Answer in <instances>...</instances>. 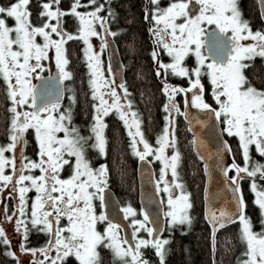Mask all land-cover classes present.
<instances>
[{
  "label": "snow or ice",
  "instance_id": "snow-or-ice-1",
  "mask_svg": "<svg viewBox=\"0 0 264 264\" xmlns=\"http://www.w3.org/2000/svg\"><path fill=\"white\" fill-rule=\"evenodd\" d=\"M31 2L0 0V89L7 101L6 140L0 143V194L11 197L0 203V256L10 264H69V260L73 264H103L100 250L105 249L111 264H156L147 254L151 251L158 264H165L171 234L177 229L186 233L192 223L190 193L183 190L179 178L181 153L176 134L177 117H189L190 93V105L214 117L219 128L215 166L234 202L232 209L205 211L210 226L211 264H216L217 244L228 251L232 240L228 235L218 240V231L235 221L237 239L243 248L236 264H264V78L251 71L256 68V58L264 67V29L252 28L243 17L239 0L144 3L142 18L147 22L153 44L150 55L165 97L164 124L154 143L145 137L141 114L133 107L135 101L121 76L130 64L121 63L115 70L111 66L116 40L108 37L117 38L128 31L111 27L117 20L112 4L106 0H71L70 6L64 8L61 0H37V22L33 23ZM68 15L78 22L75 31L63 26ZM207 25L215 27L206 33ZM93 37L99 41L98 46ZM69 40L82 42L89 74L92 113L85 133L72 123L75 96L70 87L68 107L53 115L60 109V89L53 96L51 87L38 91L32 83L33 76L40 79V72L46 67L43 61L52 58V51L58 80L71 78L65 67L69 62L65 47ZM128 47L135 50L133 44ZM105 51L110 52L107 76L101 57ZM190 55L195 58L191 67L186 61ZM169 74L186 77L187 86L170 84ZM202 76L210 83L215 106L205 99ZM254 79L259 80L260 86ZM178 94H184L183 107L177 100ZM109 113L117 116L129 138L128 148L142 165L159 162L155 190L167 196L168 209L163 212V221L151 219L144 208L140 209L143 219L136 218V210L130 205L120 208L125 219L132 217L128 224L130 239L121 236V225L105 211V190L110 181L105 117ZM29 137L34 144L33 156L26 154ZM225 137L236 138L237 152ZM166 149H171L170 155ZM92 153L103 158V162L94 166L90 160ZM237 153L240 162L236 160ZM65 170L67 175H62ZM204 171L207 176V163ZM168 172L170 179L166 178ZM245 184L260 215L259 230L253 229L245 212ZM173 188L180 192L174 194ZM30 191L34 195L29 196ZM99 225H103L102 230ZM142 230L146 236L138 235ZM165 231L170 235L162 236ZM33 233L43 236L38 246L31 243Z\"/></svg>",
  "mask_w": 264,
  "mask_h": 264
},
{
  "label": "trees",
  "instance_id": "trees-1",
  "mask_svg": "<svg viewBox=\"0 0 264 264\" xmlns=\"http://www.w3.org/2000/svg\"><path fill=\"white\" fill-rule=\"evenodd\" d=\"M114 11L117 13V20L111 24L113 29L121 28L127 29L126 34H122L116 40L117 46H119L120 55L126 53L130 61V69H127L125 73H129L128 85L130 88L135 89L133 94L138 97V105L143 108V113L148 120L146 125L151 126L152 115V103L155 100L156 91L158 90L159 82L154 79V76L150 72L152 68V61L147 55V40H145L144 30L141 27V21L139 18L138 4L135 0H110ZM71 4V0H61V7L67 8ZM249 13L251 14L252 21H254L261 29H264V23L261 20L260 13L258 11L257 3L255 0H247ZM37 0H32V21L37 22ZM73 18V17H72ZM71 15L64 18V28L68 31H75L77 27V21ZM68 23V24H67ZM70 24V25H69ZM122 48L121 46L123 45ZM121 44V46H120ZM129 44L134 45V51L128 47ZM66 54L68 57V70L74 78L71 80L76 87L78 96L82 97L86 90V75L84 70L85 66L82 60V42L77 40H69L66 45ZM124 49V50H123ZM256 68L251 70L256 77L264 78V67H261L260 60L255 61ZM254 83L260 86L258 79H254ZM84 97V96H83ZM82 97V98H83ZM86 102V98H84ZM6 103L4 93L0 89V133L4 138H0V143H4L6 140ZM139 105V106H140ZM86 108V107H85ZM139 109V108H138ZM184 126L180 128L179 142L183 146L181 151V161L178 165L180 173V179L183 181L184 186L190 193V200L192 207L190 208V214L192 216V223L188 231L184 234L177 229L172 233V239L169 244L166 245L168 249L165 255V264H211V254L209 249V226L204 221L203 210V167L201 162L192 153L190 146V135L186 131ZM111 130L108 131V165L112 174V180L110 181V187L117 197L118 203L123 205L124 198H127L129 203H133L138 208L137 202V181L135 170V159L129 157V151L127 143L125 144L122 135L117 133L118 124H112ZM29 143L32 142V138H28ZM31 144V145H32ZM34 145V144H33ZM113 157H115V165H113ZM259 158V157H257ZM237 160V158H236ZM237 162H240L239 159ZM247 185V184H246ZM244 198L246 200V215L252 219L253 229L258 230L256 227L260 224V215L257 206L253 203L252 193L247 186H244ZM237 222L231 223L228 227L218 231V240L222 239L226 235L231 236V243L228 244V251L218 243L215 253L216 264H236V258L240 255V242L237 239ZM164 235H170L167 231L163 232ZM31 241L38 242V239L32 238ZM36 244V243H35ZM38 244H40L38 242ZM37 244V245H38ZM149 256L153 261L157 258L149 251ZM0 256V264H7L2 262Z\"/></svg>",
  "mask_w": 264,
  "mask_h": 264
},
{
  "label": "water",
  "instance_id": "water-1",
  "mask_svg": "<svg viewBox=\"0 0 264 264\" xmlns=\"http://www.w3.org/2000/svg\"><path fill=\"white\" fill-rule=\"evenodd\" d=\"M259 7V13L264 14V3H261V0H256ZM264 21V19H263ZM214 27H210L212 29ZM209 29L206 31V33ZM112 51L114 55L111 58V66L113 70H115L120 64L119 53L116 49V44L114 43L112 46ZM108 52V51H107ZM110 60V52H108V63ZM52 77L49 80V77ZM47 77H40L35 83L37 85L38 91L44 87H51L53 89V96H55L56 89H60V101H62L63 87L58 80L57 71L55 70L53 74H50ZM123 77V73H121ZM119 83V81H117ZM190 93L189 96V107L188 119H185L186 124L188 125V131L190 135H192V148L193 153L199 159V156H203L204 159L201 160L202 167H204L205 163L209 166V174L206 176L203 168V178H205L204 182V192L202 199L204 200V221H206L207 226H209L207 220L205 219V211L206 209L219 210L220 208L232 209L234 208V202L231 199V193L228 192L223 184V178L220 175L219 170L215 166L216 160V148L219 142V128L216 126L214 117L206 115L203 110L197 109L190 105ZM203 122V123H201ZM191 129V130H189ZM195 137V143H193V138ZM199 153V156L197 155ZM228 160H231V157H227ZM137 202L139 204L140 209L144 208L150 214L151 219H159L163 221V212H162V204L159 201L158 193L156 192V183L154 180L153 169H151L150 165H142L140 161L137 162ZM207 192V197H206ZM106 200L108 201V207L105 211L109 214L110 218L114 220V222L119 223L121 225V233L123 236L127 235V237L131 238V228L128 227V222L124 218L123 212L120 211V204L117 202L114 193H112L111 189H106ZM225 225V227L229 226ZM210 229V226H209ZM163 233H161L162 235Z\"/></svg>",
  "mask_w": 264,
  "mask_h": 264
},
{
  "label": "flooded vegetation",
  "instance_id": "flooded-vegetation-1",
  "mask_svg": "<svg viewBox=\"0 0 264 264\" xmlns=\"http://www.w3.org/2000/svg\"><path fill=\"white\" fill-rule=\"evenodd\" d=\"M135 1L137 2V4L139 3L138 4V7H140V9H139V11H140L139 12V18H140V21H141V27L144 30L145 40H147V42H148L147 43V47H146L147 55L151 59L150 53H151V50H152V47H153L152 39L150 38V34L147 31V22L144 21L143 18H142V9H143V6H144V3H145L146 0H135ZM165 2H166V0H160V3L162 5H165L166 4ZM246 2H247V0H239V5H240V8L242 10L243 17L246 18L250 22L252 28L255 30L257 28L254 26V24H252V22H254V21H252V19H251V16H250V13H249V9H248V5L246 4ZM110 38L112 39V37H110ZM116 46H117V44H116ZM117 47H118L117 50L119 52V46H117ZM119 58L125 64L129 63V61H130L129 56L126 53H122V55H120V52H119ZM163 58L165 60L168 59L167 56H164ZM151 61H152V59H151ZM186 61L189 62V60H187V59H186ZM150 72L154 76V79L159 82L158 83L159 86H158V90L156 91L157 94L155 95V98H154L155 100L152 103L153 104L152 105V108H153L152 115H153V117L151 118L152 124H151L150 127L146 126L145 125L146 123H144V122L147 119H143L142 116H141V119L143 121L141 127L144 130L145 137L151 142V140L153 141L155 139L156 134L162 129V126L164 124L163 115L165 113L162 110V104L164 102L165 97H164L163 93L160 91L161 81L155 75L153 61H152V68H150ZM42 74H46V71L43 72ZM127 74H128V76H130L129 73H126V78L124 77V79L128 83V79L127 78H130V77H128ZM201 79H202V83L204 84V87H205V92H204L205 99L208 100L209 103H213V105H214V102L211 100V95H210V91H209V85H208L207 81L205 80L204 76H202ZM168 82L170 84H172V85L185 84V82H183L181 80L177 81L176 77H173L171 74L168 75ZM128 87H129V90H130V93H131V97L135 101V103L133 104V107L136 108L139 111V113L140 112L143 113V108H141V105L140 104H139L140 106L138 105V102H137L138 101V97H137V95L136 94H133V92H132L133 89L130 88L129 85H128ZM74 96L76 98V101H75V107H73L74 109H73L72 116H73L74 121L72 123H75L76 126L79 128V130L82 133H85V127H86V125L88 123H90V121H91V113H92V109H91V103H92L91 97L88 96V92H87L86 93V96L88 97V106L86 108H84V110H83V109L79 108V105L82 104L80 102L83 101V98L81 96H78V94H74ZM183 96L184 95H182V94H178L177 100L180 101V99ZM65 101H66V97H65V94H64L63 95V98H62V101L59 102L60 103V107L62 106V104ZM76 108H77V110H76ZM142 115H145V114L143 113ZM105 119L107 121V127L105 129L106 135L108 134V131L111 130L110 127H112V124H114V123L115 124H118V126L120 128H118L117 133H119V129H120L121 130L120 131V134L122 135V138L125 139L124 142H125V144L127 143L126 146L128 148L129 138L127 137V135H126V133H125V131L123 129V126L119 122L117 116L114 113H109V115L107 117H105ZM108 142H109V139H108ZM31 144L32 143L30 142L26 146V154L29 155V156H33L34 155V145L33 144L31 145ZM128 151H129V157L134 158L133 155H132V152H131V150L129 148H128ZM90 160H91V162H92V164L94 166L97 165L100 162H103V158H100V157L96 156L94 153L90 154ZM107 162H108V158H107ZM136 162H137V159H135V164H136ZM62 175H67V171L63 172ZM111 180H112V174H111V171H110V181ZM110 181H109V185L111 183ZM108 188H110V187H108ZM32 194H33V192H31V191L28 193L29 196H32ZM0 196H1L0 198H3V201H6V200H10L11 199V197H8L6 195V193L0 194ZM9 232H10L11 235H13V233H14L11 228L9 229ZM31 237L32 238H35V239L37 238L39 243H42L43 242V236L42 235L32 234L30 236V240H32ZM38 242L31 241L32 245H34V246H38L39 245ZM100 251L102 253L103 264H111V260H110V257H109V254H108L107 250L101 249ZM149 253L150 252L148 251V253H147L148 256H149ZM157 263H158V260H157ZM29 264H30V261H29ZM69 264H73L72 260H69Z\"/></svg>",
  "mask_w": 264,
  "mask_h": 264
},
{
  "label": "rangeland",
  "instance_id": "rangeland-1",
  "mask_svg": "<svg viewBox=\"0 0 264 264\" xmlns=\"http://www.w3.org/2000/svg\"><path fill=\"white\" fill-rule=\"evenodd\" d=\"M106 2H108V3H110V0H106ZM146 2V1H145ZM170 2V0H166V4L167 3H169ZM255 2H256V0H255ZM165 4V5H166ZM250 16H251V14H250ZM251 19H252V17H251ZM264 23V22H263ZM252 24H254V26L258 29V28H260L259 26H258V24H256L255 22H252ZM209 27H214V25H207V26H205V31L209 28ZM92 39V41H93V43H94V45H97L98 46V44H99V41L97 40V38H95V37H93V38H91ZM112 39H113V37H112ZM242 43H246V42H248V41H241ZM116 44V43H115ZM120 46H121V44H120ZM122 48L124 47V42H123V45L121 46ZM118 47L116 46V49H117ZM120 49V48H119ZM96 50L97 51H99V49H98V47L96 48ZM124 50V49H123ZM51 55H52V58L51 59H49V60H45V61H43V63L46 65V67H45V69L42 71V72H40V74L41 73H43V72H45L46 71V73L47 72H51L52 70H50V69H53V68H55L56 67V64H55V59H54V51H52L51 52ZM122 55V54H121ZM101 57H102V60H103V62H104V64H103V67H104V69H105V76H107V71H106V69H107V67H108V61H107V52L105 51V52H102L101 53ZM186 59L187 60H189V62H187V64H188V66L189 67H191L193 64H194V62H195V58H194V56H192V55H190V56H188V57H186ZM82 60L85 62V60L83 59V52H82ZM257 60H260L259 58H256V61ZM86 63V62H85ZM66 67V70H68V65H66L65 66ZM39 71V70H38ZM85 75H86V83H85V85H87V86H89L88 85V78H89V74H88V70H86V72H85ZM173 77H176V79H177V81H179V80H181V81H183V82H185V84H180L179 86H184V87H186L187 86V78L186 77H177V76H174V75H172ZM202 78V77H201ZM204 78H205V80L207 81V83H208V85H209V91H210V83H209V81H208V79H207V77L206 76H204ZM36 79V77L35 76H33L32 77V83L34 84V80ZM71 79H72V75H71V78H66L65 80H64V87H65V91L63 92V95L65 94V97H66V101L62 104V106L60 107V109L59 110H57L56 112H53V115H57L58 114V111H60V110H63L64 108H66V107H68V105H69V103H70V101H69V99H68V96L70 95V93L67 91V89L70 87L71 89H72V92H71V95H74V94H77V90H74V88H73V86H71V84H70V81H71ZM76 89V88H75ZM88 90H89V92H88V96H90V89H89V87H88ZM182 95H184V94H182ZM84 96V97H83ZM82 97H83V101L82 102H80V103H82L81 105H79V108H81V109H83L84 110V108L85 107H87L88 106V97L86 96V94L84 93V95L82 94ZM84 98H86V102H84ZM75 101H76V98H75ZM92 101V100H91ZM180 103H181V106L183 107V97L180 99V101H179ZM73 107H75V102L74 103H72V114H73ZM78 108V107H77ZM77 108H76V110H77ZM74 121V119H73V116H72V122ZM75 126H76V124L75 123H73ZM182 125L184 126L183 128H185L186 129V131L187 132H189L188 131V125L186 124V122H185V120H184V117L183 116H179L177 119H176V134H177V137H178V149H179V151H180V153H181V151H182V148H183V146H181V144H180V142H179V135H178V132H179V130H180V128L182 127ZM62 134V133H61ZM31 138V137H30ZM226 139H228L229 140V142L232 144V148H233V151L234 152H237V148H236V145H237V140H236V138L235 137H225ZM191 140H192V136L190 137V144L192 143L191 142ZM151 142H155V139L152 141L151 140ZM166 152L170 155V153H171V149H166ZM17 155H19V153H17ZM132 155H133V153H132ZM194 155V154H193ZM133 157L135 158V159H137V161H139V159L135 156V155H133ZM236 158H237V160L239 159V161H241V157H240V155L237 153V155H236ZM198 159V158H197ZM199 160V159H198ZM180 161H181V157H180ZM200 161V160H199ZM153 162H155L156 163V172H155V174H154V180H155V183H156V180L158 179V177H159V162L158 161H153ZM201 162V161H200ZM201 164H202V162H201ZM203 166V165H202ZM204 168V167H203ZM6 171H10V169H6ZM66 171V170H65ZM166 178L167 179H170L171 178V173L170 172H168L167 173V176H166ZM179 178H180V176H179ZM181 180V179H180ZM245 186H247L246 184H245ZM161 189H162V184H161ZM9 190H10V188H9ZM183 190H185V191H187L188 192V190L186 189V187L184 186V184H183ZM173 192H174V194H178L179 192H180V189H175V188H173ZM32 195H34V193L32 194ZM158 195H160V198H161V200H164L165 201V203H163L162 205H163V211L162 212H164V211H167V209H168V205H167V203H166V200H167V196L161 191L160 193H158ZM1 197V196H0ZM202 197H203V195H202ZM252 197H253V195H252ZM189 199H190V197H189ZM204 201V200H203ZM3 202V198H0V203H2ZM124 204L122 205V206H124V205H130L133 209H135L136 210V218H138V219H143V217L140 215V209H138L133 203L131 204V203H129L128 202V200H126V198H124V202H123ZM95 204H96V206H97V211H99L100 209H99V201L97 200V201H95ZM121 206V207H122ZM120 207V208H121ZM190 210V209H189ZM190 212V211H189ZM131 216H129L128 218H127V220L130 222V220H131ZM252 220V219H251ZM237 226H238V221H237ZM99 227L101 228V230H102V227H103V225H99ZM258 230L260 229V224L259 225H257V227H256ZM237 229H238V227H237ZM33 234H35V233H33ZM138 235H141V236H146L147 234L142 230L140 233H138ZM163 236H166V235H164L163 234ZM12 238H13V240H16V235H15V233H13V235H12ZM242 250H243V248H242V245L240 244V253L242 252ZM158 264V263H157Z\"/></svg>",
  "mask_w": 264,
  "mask_h": 264
},
{
  "label": "bare ground",
  "instance_id": "bare-ground-1",
  "mask_svg": "<svg viewBox=\"0 0 264 264\" xmlns=\"http://www.w3.org/2000/svg\"><path fill=\"white\" fill-rule=\"evenodd\" d=\"M257 3V2H256ZM257 7H258V3H257ZM258 11H259V7H258ZM260 17H261V13H260ZM71 18H72V16H71ZM73 19V18H72ZM261 20H262V22H264L263 21V19H262V17H261ZM68 24V23H67ZM70 25V24H69ZM207 31V30H206ZM205 31V32H206ZM108 39L109 40H112L110 37H108ZM117 52H118V50H117ZM119 53V52H118ZM119 60H120V62L121 63H123L122 62V60L119 58ZM107 61H108V56H107ZM83 64H84V68L82 69V70H84V72H86V70H87V68H86V63L85 62H83ZM127 69H130V67H128ZM126 69V70H127ZM50 70H52L51 72H47L46 74H40V77H47V76H50V74H53V72L56 70L57 71V75L59 74L58 73V69H57V67H55V68H53V69H50ZM126 70L125 71H123L122 73H123V78L125 77L126 78ZM69 71V70H68ZM71 75H72V72H71ZM74 78V75H72V79ZM71 79V80H72ZM38 79H35L34 81V84L36 83V81H37ZM59 83L61 84V87H63V92L65 91V87H64V81H62V82H60L59 81ZM70 84H71V86H73V88H74V90H76L75 89V85L73 84V83H71V81H70ZM88 87L89 86H87L86 85V90H85V94L87 93V92H89V90H88ZM134 91H135V89H134ZM134 91H132V92H134ZM62 98H63V94H62ZM141 113V116H142V118L143 119H146V116L145 115H142L143 113L142 112H140ZM148 120H145V122L144 123H146ZM146 125V124H145ZM147 126V125H146ZM3 135H1V133H0V138H4V130H3ZM188 135H190V133L188 132ZM192 135H190V137H191ZM191 142H192V140H191ZM192 144V143H191ZM191 144H190V146H191ZM191 148H192V146H191ZM192 153H193V148H192ZM194 154V153H193ZM195 155V154H194ZM197 157V156H196ZM138 162V161H137ZM137 162H136V164H135V170H136V167H137ZM151 166V169H153V173L155 174V172H156V163L155 162H152V164L150 165ZM136 178H137V170H136ZM204 182H205V178H204ZM203 188H204V186H203ZM107 189H109V188H107ZM111 191H112V189H111ZM203 192H204V190H203ZM112 193H114L113 191H112ZM114 195H115V193H114ZM115 198H116V200H117V197L115 196ZM158 198H159V201H161V198H160V195H158ZM127 199V198H126ZM118 202V201H117ZM120 204V203H119ZM138 209H140V207H139V204H138ZM162 211H163V205H162ZM124 214V213H123ZM163 219H164V216H163ZM127 220V219H126ZM127 222H128V224H129V221L127 220ZM120 234H121V236H123L122 235V233H121V229H120ZM1 261L2 262H6L7 264H10V261H8V260H5V258H1Z\"/></svg>",
  "mask_w": 264,
  "mask_h": 264
}]
</instances>
